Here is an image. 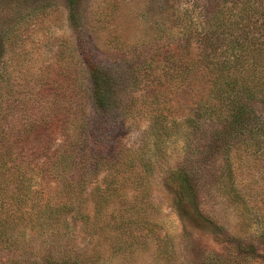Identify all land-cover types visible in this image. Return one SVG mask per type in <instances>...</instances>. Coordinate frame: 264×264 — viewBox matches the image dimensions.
Listing matches in <instances>:
<instances>
[{"label":"rangeland","instance_id":"obj_1","mask_svg":"<svg viewBox=\"0 0 264 264\" xmlns=\"http://www.w3.org/2000/svg\"><path fill=\"white\" fill-rule=\"evenodd\" d=\"M177 2L183 0H0V105L7 110L1 121L11 127L27 120L25 106L46 105L62 87L72 100L70 89L88 86V58L125 77L127 60L149 51L164 24L171 30L170 18L158 14ZM209 96V82L196 72L168 98L161 120L177 128L171 138L159 143L146 133L155 115L146 102L106 136L118 167H135L130 177L99 171L84 184H68L39 163L33 201L66 202L72 212L29 232L15 249L0 245V264H264V152L242 144L225 166L215 133L221 125L183 124ZM85 113L96 115L90 106ZM59 122L53 148L59 125L74 126L69 116ZM173 169L190 173L196 212L177 205L167 185Z\"/></svg>","mask_w":264,"mask_h":264},{"label":"trees","instance_id":"obj_2","mask_svg":"<svg viewBox=\"0 0 264 264\" xmlns=\"http://www.w3.org/2000/svg\"><path fill=\"white\" fill-rule=\"evenodd\" d=\"M177 3L158 14V20L163 14L170 18L171 30L164 24L149 51H141L127 60L125 77L118 71L112 74L88 58L83 63L84 73L89 76L88 86L81 84L70 89L73 99L69 102V93L62 87L61 93L47 96L43 102L46 105L40 103L39 97V105L25 106L28 119L19 118L11 127H6V119L1 121L7 117V110L0 105V245L3 248H17L29 232L44 225L54 226L62 213L72 212V205L66 202L55 206L33 201L31 182L39 163H42L40 169L65 177L68 184L70 178L71 181L79 178V184H84L99 171H104L106 176L130 177L135 167L123 168L122 163L118 167V156L111 143L108 139L104 143L106 136L115 133L114 130L120 131L118 126L146 102L155 112L146 133L156 137L159 143L171 138L177 128H166L161 120L168 108V98L196 72L209 82L210 96L198 105L195 116L186 118L183 124L189 128L221 125V131L215 133L224 147L225 166L231 161L232 150L242 144L254 152H264V0ZM164 40L167 45H161ZM2 90L0 84V95ZM87 106L96 114L92 119L86 116ZM65 116L72 119L74 126L67 129L65 123L59 125V144L53 148L50 144L56 140L52 135L57 129L53 124L60 123ZM167 185L179 207L197 211L190 173L171 170ZM30 200L34 202L31 206Z\"/></svg>","mask_w":264,"mask_h":264}]
</instances>
